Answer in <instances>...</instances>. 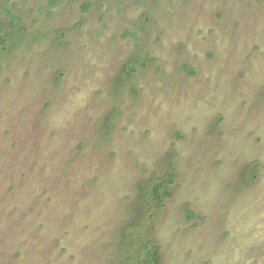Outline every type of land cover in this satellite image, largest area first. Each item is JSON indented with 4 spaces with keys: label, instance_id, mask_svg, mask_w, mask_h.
Returning <instances> with one entry per match:
<instances>
[{
    "label": "rangeland",
    "instance_id": "374dc122",
    "mask_svg": "<svg viewBox=\"0 0 264 264\" xmlns=\"http://www.w3.org/2000/svg\"><path fill=\"white\" fill-rule=\"evenodd\" d=\"M47 1L0 0L21 18L0 56V264H108L169 160L165 264H264V0Z\"/></svg>",
    "mask_w": 264,
    "mask_h": 264
},
{
    "label": "trees",
    "instance_id": "16d2710c",
    "mask_svg": "<svg viewBox=\"0 0 264 264\" xmlns=\"http://www.w3.org/2000/svg\"><path fill=\"white\" fill-rule=\"evenodd\" d=\"M12 0H5V3ZM61 0H48L47 8L52 9ZM93 5L92 1L83 4L84 11ZM0 56L8 44H13L15 32L21 21L9 6L2 4L0 7ZM141 59L134 58L126 64L113 80L114 92L119 95L132 81L137 64H142ZM192 71V70H191ZM194 72V71H193ZM120 110H113L103 120L104 137H110L120 119ZM169 170L161 176H155L140 181L135 189L134 199L128 209V217L121 222L117 230L116 253L108 264H165L162 247L157 239V225L163 217L167 203L174 194L175 167L169 160ZM259 176V163L246 165L239 176L240 187L255 184ZM188 218L195 216L194 212L186 208Z\"/></svg>",
    "mask_w": 264,
    "mask_h": 264
}]
</instances>
